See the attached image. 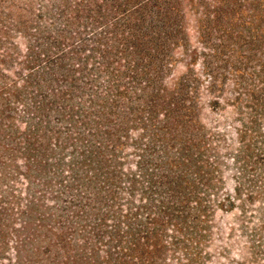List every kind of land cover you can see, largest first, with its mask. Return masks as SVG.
Here are the masks:
<instances>
[{"label": "rangeland", "instance_id": "374dc122", "mask_svg": "<svg viewBox=\"0 0 264 264\" xmlns=\"http://www.w3.org/2000/svg\"><path fill=\"white\" fill-rule=\"evenodd\" d=\"M156 6L153 0H0V264H107L106 252L118 251L116 240L128 226L135 233L142 228L137 194L149 186L146 174L156 172L152 154L163 155L149 137L158 132L144 109L150 90L138 91L121 69L124 100L115 115L97 119L85 105L98 122L94 137L76 90H106L105 60L126 64L120 44L130 40V28L151 25ZM165 7L163 66L153 89L178 91L173 97L192 106L177 126L169 124L164 166L180 192H192L187 222L195 216L199 176L212 180L218 198L239 187L246 212L241 202L227 210L213 206L199 244L185 224L177 233L167 224L154 246L140 240L137 258L127 264H187L184 248L198 249L200 264H264V198L245 200L250 179L261 185L264 166L242 174L232 160L249 95L258 99L264 126V0H168ZM142 14L149 16L137 21ZM80 153L84 184L71 171ZM189 264H197L195 257Z\"/></svg>", "mask_w": 264, "mask_h": 264}, {"label": "trees", "instance_id": "16d2710c", "mask_svg": "<svg viewBox=\"0 0 264 264\" xmlns=\"http://www.w3.org/2000/svg\"><path fill=\"white\" fill-rule=\"evenodd\" d=\"M153 2L159 4V7L156 6L158 11L153 17H149V22L152 21L151 25L144 26L145 28L143 29L130 28V30L127 31V33H130V40H128L126 44H120L122 48L118 53L125 56V58L122 57L121 59L122 62L126 64H119L116 68L111 64L109 65L110 62L105 60V73L107 75L106 77H109L106 90L101 93L96 90L97 86L87 92L83 88L76 90L82 94L80 98L81 116L84 118L86 124H94V137V135L97 134L98 122H96L94 118L91 120V117H93L95 113L99 114L95 116L97 119L105 117L107 114L115 115L114 110H116V102L121 99L124 100L122 96L123 92L119 90L118 82L120 79L118 77L122 74L121 69L128 71L131 75H128L127 78L131 80L134 87L138 86V88H136L138 91L144 93L146 90H150L151 96L148 98V101L145 102L144 109H146L151 127L156 128L158 132H151L149 137H151V141L159 142L162 147L161 152L163 155L156 156L157 152L152 154L156 157V172H154L153 175L146 174L149 186H146V188L142 189L137 194L139 197L138 201L141 204L139 207L145 211L144 215H142L145 222L137 233L131 232L132 228L130 229V226H128V231L125 232V238L116 240L119 243L118 251L113 255L109 251L106 252V257L108 258L107 264H127L129 261L126 259L137 258L134 251H136L139 241L143 240L146 245L149 244L154 246L152 239H156L159 231L165 230L167 224H170L172 227L171 231L176 233L180 232L182 230V225L185 224L188 231L193 230L192 232H195V239L197 238L195 243L199 244V238L202 236V232L208 231L206 227L209 222V217H211L213 206L227 210L234 208L238 202H241V204H239L240 212L243 214L246 212L245 203L241 198L242 194L239 187H233L232 191L234 195H231L228 191L221 198H218L217 187H214L215 185L212 183V180L199 176L198 181L195 182V216H192L187 222V217L191 216L189 215L190 212L187 202L192 192L186 191L182 193L178 190L177 182L169 178L171 169L165 168V160L163 158L165 157V159H168L166 149L169 144L166 142V132L169 129V124H176L175 126H177L181 116L188 117L189 114H181V112H190L192 102H186L183 98L173 97L174 94L178 95V91L168 94L164 88L153 89L154 86L159 83L163 66L162 59L159 58V56L162 55L163 42L159 38L161 34H165L164 27L167 25L166 21H164L167 9L165 6L168 4V0H153ZM138 6L139 8H144V5L140 6V4H138L136 7ZM160 6L162 7V11L160 10ZM143 16L148 17L149 15L145 16L142 14V18H137V21H142L141 19H143ZM149 39H155L154 43L149 42ZM127 56L132 57L131 62L127 61ZM113 69L115 70L113 71ZM209 87L212 88L211 86ZM109 94H111L110 100H113V102L110 103H108L106 99ZM85 96L89 99L86 100ZM154 96H156V98H154ZM216 100L217 97L214 96L213 103L217 102ZM129 101L133 103V100ZM249 103L250 104L246 106L247 111L245 119L243 118V120H241L240 125L235 128L234 131L237 144L240 147L235 150L236 155L232 160L236 159L239 164L242 165L240 166L241 171H243L241 172L242 174L255 170L254 167L256 166H264V126L261 127L259 125L262 112H259L258 99L256 97L249 95ZM87 104H91L90 106L95 110V113L89 111V106L85 107ZM85 108L88 109L85 110ZM107 109L109 112L106 111ZM140 111H142V109L136 112ZM157 116L163 117L162 121L158 120ZM157 122L158 126H156ZM77 135L80 137V132L77 131ZM80 142L83 143L82 141ZM90 147H92V145H90ZM254 150L257 151L256 154H252ZM161 152L159 153L161 154ZM83 154L84 153H80L79 160L77 159L74 163L75 165L71 171L73 172V179L81 181V183L83 182L84 184V181L88 179L84 178L85 176L83 174V169L87 166L85 162L86 158H83ZM256 158H258L257 161H255ZM169 163L172 166L174 165V163ZM199 185L203 187V190L199 189ZM245 195V200L248 202H251L254 198H264V176L261 177V185H257L256 180L250 179ZM213 196L216 197L215 203H212L213 200L210 199V197ZM235 199L237 200L235 201ZM126 200L127 203L125 206L130 207L133 201L129 199ZM138 221L140 222L139 219ZM122 244L126 246H122ZM184 251V259L187 264L190 262L192 263L194 257L195 263L200 264V262H197V259L200 258L198 249L195 248V253L193 254L188 251V248H184ZM254 259L256 260V258ZM262 259L264 262V258ZM254 262L253 260L252 264H254Z\"/></svg>", "mask_w": 264, "mask_h": 264}]
</instances>
